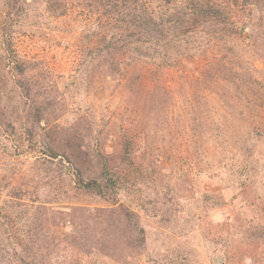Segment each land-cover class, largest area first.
Here are the masks:
<instances>
[{"label": "rangeland", "instance_id": "1", "mask_svg": "<svg viewBox=\"0 0 264 264\" xmlns=\"http://www.w3.org/2000/svg\"><path fill=\"white\" fill-rule=\"evenodd\" d=\"M5 1L0 102L16 133L0 125V264H264V37L256 47L241 1L212 0L225 5L230 23L179 34L174 13L188 12L187 0H171L169 9L163 0H136L174 40L152 58L141 47L124 62L121 53L119 72L90 79L89 56L102 36L122 30L113 19L129 17L127 8L107 16L113 0H92L109 5L58 15L46 0H20L21 13L8 16ZM33 60L57 85L59 115L31 140L11 107L22 109L23 100L15 62ZM35 67L28 72L41 71ZM46 132L60 148L84 141L95 160L100 148L114 155L131 138L135 162L122 169L117 203L71 189L62 166L45 167ZM152 197L158 218L142 209ZM121 205L134 212L133 225Z\"/></svg>", "mask_w": 264, "mask_h": 264}, {"label": "trees", "instance_id": "2", "mask_svg": "<svg viewBox=\"0 0 264 264\" xmlns=\"http://www.w3.org/2000/svg\"><path fill=\"white\" fill-rule=\"evenodd\" d=\"M19 1L20 0L5 1L6 15L9 16L13 14L18 16L21 13L22 8L20 5L21 2ZM46 1H48V3L44 8L58 15L67 13L68 9L72 7H78L81 11L86 9L87 12L93 13V11H98L97 7L109 5L107 4L109 1L106 3L103 2L102 4L100 3L101 6L92 0ZM163 1L164 3L161 7L164 8L168 7L171 0ZM240 1L243 24L252 26L250 33L251 36L254 37V45L257 47L256 44L264 37V0ZM187 2L189 4L188 12H184L181 15L179 11L174 13L176 33L186 34L197 26L212 27L230 23V14L227 13L224 4L212 0H187ZM136 3V0H113L108 8L104 10V13H108L105 15L111 16L112 14H110V12H122L127 8L129 17L124 16L121 20L113 19L114 22L119 23L122 30L120 29L121 31L117 34H112L107 37L102 36L100 38L98 42L100 47L96 49L97 52L94 55H90L88 58V63L91 66L90 71L88 70L89 68H84V71L88 72V79L97 72L114 76L116 72H119L120 69L123 68L121 64L122 60L120 61L117 58L121 53L120 56L122 59L123 54L132 57L130 56L131 51L134 48L138 49L141 47L144 49L145 55L152 58L157 56L156 51L158 52V46H163L165 42L171 43L174 40V38H169L164 24H161L158 19L156 20L154 18L153 10L148 8L149 6L145 1L141 2L139 5ZM124 22H126V26L120 24ZM234 23L231 22V25H233L231 30H236ZM154 50L155 52H153ZM262 54L264 55V50H262ZM15 63L17 77L15 78L14 86L20 88V95L23 97V100L22 109L19 110L16 107L11 108L18 112L19 121L21 116H23V123L20 125L24 127V132L32 140L39 130H44L46 125L50 123V120L55 119L59 115L56 112L58 101L54 95L57 85L52 79L49 70L41 65V61L33 60ZM7 65L8 62L6 61V57L0 54V71L1 69H5ZM38 66L41 71L38 70L36 73L34 72L32 74L27 70L34 67L37 70ZM5 75L6 74L3 73L2 76H0V92H3V94L5 91V83L8 80ZM48 94L52 96H46ZM6 95L10 96L8 93H6ZM159 99L158 101L163 105V99ZM3 104L0 102V125L4 127L6 132L14 134L16 133V128L9 118L8 110L6 111L5 109L7 105L5 106V103ZM43 122L45 125H41ZM46 134L49 137V141L44 142L45 148H43V152L48 158H42L47 162H42L45 167H47L49 163H56V165L62 166V169H64V175L67 176L68 186H70L71 189L98 196L111 204L117 203V196L123 189L124 184L121 177H125V181L127 180L122 169L125 167L126 163L131 165V163L135 162L134 152H136V148L130 145L132 142L131 138L126 136L122 137L121 141H119L118 148H116L117 151H114V155L105 156L103 150L100 148L98 151L99 156L97 160H95L91 157L94 156V153L93 151L92 153L90 152V145L84 141H76V138L71 140L67 139L65 143H62L65 144L64 148H60V143L56 140L57 135L48 132H46ZM31 146H33V144ZM151 162L157 163L158 160L154 159ZM94 163L95 165L97 164V167L94 166ZM89 164L91 165L90 167ZM119 168L120 170H118ZM138 175L139 176H136V179L140 181H138V183L146 184L147 180L143 179L145 177L140 173ZM121 206L123 207L122 211L126 215L125 221L133 225L134 212L129 211V209L125 208L123 205ZM157 206L158 203L153 197L150 200L149 206L147 203L142 202V209L151 210L149 213L153 218H158V216L162 214V212L160 214L158 210H154ZM64 211L70 212V206ZM73 220L72 218L71 227L78 229L75 225L76 222L74 223ZM79 239L80 238L77 236L72 238V240L75 241ZM23 246L27 247V242Z\"/></svg>", "mask_w": 264, "mask_h": 264}]
</instances>
